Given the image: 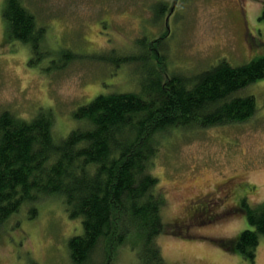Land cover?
Segmentation results:
<instances>
[{
    "label": "rangeland",
    "instance_id": "obj_1",
    "mask_svg": "<svg viewBox=\"0 0 264 264\" xmlns=\"http://www.w3.org/2000/svg\"><path fill=\"white\" fill-rule=\"evenodd\" d=\"M2 1L0 111L29 119L50 107L54 136H66L78 123L72 112L98 94L144 88L154 66L191 75L222 58L241 65L264 55V0H23L45 29L36 53L7 37ZM137 38H158L151 52L159 49L162 64L147 60ZM65 49L80 57L57 66ZM111 49L129 63L92 58ZM238 94L256 97L246 121L172 129L161 139L156 191L165 196L164 222L183 233L158 236L168 264H264V237L254 262L221 241L251 228L232 206L264 202V77ZM81 232V218L69 216L62 195L43 196L0 221V264H73L68 240ZM117 254L114 264L138 262L128 245Z\"/></svg>",
    "mask_w": 264,
    "mask_h": 264
},
{
    "label": "trees",
    "instance_id": "obj_2",
    "mask_svg": "<svg viewBox=\"0 0 264 264\" xmlns=\"http://www.w3.org/2000/svg\"><path fill=\"white\" fill-rule=\"evenodd\" d=\"M161 5L156 18L166 11L167 3ZM1 7L7 37L36 53L45 29L37 25L35 15L23 0H3ZM146 39L137 41L147 60L162 64L159 49L151 52L158 38ZM61 54L57 66L80 57L67 49ZM97 55L92 58L115 67L130 61L113 49ZM163 67L158 72L154 66L155 74L149 73L138 92L100 93L78 106L72 112L78 123L63 137L53 134L55 115L50 107L39 108L29 119L1 110L0 221L43 196L62 195L69 216L81 218L82 232L68 240L73 264H114L124 245L135 250L137 264H168L158 236L182 232L181 226L164 222L165 196L156 191L158 177L152 168L161 139L172 129L249 119L257 109L256 97L238 92L264 77V55L241 65L222 58L191 75L167 73ZM240 202L237 210L251 228L221 241L254 262L264 237V202ZM36 213V207L31 208L29 217Z\"/></svg>",
    "mask_w": 264,
    "mask_h": 264
},
{
    "label": "flooded vegetation",
    "instance_id": "obj_3",
    "mask_svg": "<svg viewBox=\"0 0 264 264\" xmlns=\"http://www.w3.org/2000/svg\"><path fill=\"white\" fill-rule=\"evenodd\" d=\"M219 188H220V187H219ZM240 206H241V202H239L238 204H235V205H234V206H232V207H234V208L238 209Z\"/></svg>",
    "mask_w": 264,
    "mask_h": 264
}]
</instances>
